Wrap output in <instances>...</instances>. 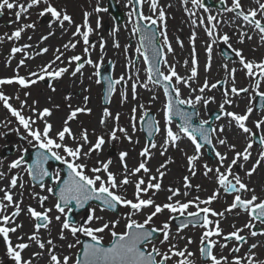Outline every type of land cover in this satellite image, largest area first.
<instances>
[{"label": "snow or ice", "instance_id": "6c2138e0", "mask_svg": "<svg viewBox=\"0 0 264 264\" xmlns=\"http://www.w3.org/2000/svg\"><path fill=\"white\" fill-rule=\"evenodd\" d=\"M181 3L185 6L186 14L190 18L195 17L191 19L193 28L203 27L208 37V41L205 42L207 62L204 71L207 73L211 70L213 46L221 43L237 58L239 71L244 72L249 85L238 88L236 86L238 69L223 64L226 73L223 81L217 80L212 83L205 77L198 87H193L199 77L198 56L195 49L197 33L193 31L189 38L193 48L190 75L185 77L177 72L175 64H169L167 60V54L174 53V48L167 34L165 7L160 5L159 0H126L124 6L129 9L127 16L128 23L132 24V35L139 34L136 53L143 57L147 66L145 81H140L138 69L135 80L132 75L127 77V80L133 81L132 99L137 100L138 87L151 91L150 84L161 88L165 98L162 123L150 118L143 104L138 105L142 110L139 120L145 122L148 136L152 139L141 148L139 156L142 159L134 167H129L127 163L129 152L126 150L118 153L120 168L117 171L112 169L113 160L101 158V155L106 145L111 147L121 139L129 144H139V140L133 139L137 131V106L131 109V131L119 125L120 113L113 115L108 107H104L99 125L107 130L102 134H97L93 130L90 134L83 125L78 132L71 126V122L76 121L79 114H91L92 109L87 107L89 99L87 96L84 97V106L73 107L71 103L68 104L67 115L63 118L61 127L57 129L48 119L53 115V109L39 107L38 100L29 103L31 92L24 91L22 99L19 94L12 97L0 91V104L11 117L15 118L17 127L12 131H15L22 141L16 146L20 154L7 164L6 170L3 160H0V182L6 181L0 186V240L5 246L4 254L12 264H170V262L195 264L192 259L195 254L188 247L194 241L191 237L180 235L189 226L200 227L203 230L199 238L198 250L204 264H264V259H260L254 251L261 246L259 242L250 244L245 254L239 255L242 246L248 243V238L242 235L245 230L253 238L264 236V228L260 231L255 230L258 225L264 226V196L257 194V189L250 186L253 175L259 168L264 167V103L259 106L254 103L257 97L264 101V59H248L243 49L233 47L231 42L233 35L238 44L252 41L255 35L258 36L260 46H264V0H251L248 6H245L242 0H219L223 7L222 13L218 15L210 13L204 0H181ZM189 3L191 8L188 7ZM145 4L149 8L150 15H146L143 11ZM33 9H38L37 20L31 18ZM200 9L209 13L206 18L197 16V10ZM5 10L13 12L12 22L17 27L10 34L0 35V42L20 41L28 30L36 31L39 18L43 17H48V31L40 36L39 44L55 36L57 29L62 36L72 27L75 30L71 32V38L66 43L55 49L52 60L39 66L37 71H30L27 76L20 75L18 70L26 66V60L34 59L29 51L33 49V45L24 43L13 46L10 59L17 53H21L23 58L17 64L15 75L0 78V86L15 84L20 89L26 90L41 81L59 80L66 74L72 77H76L77 74L83 76L82 70L86 65L95 69L93 73L97 77L95 82L101 83L100 69L107 41L103 36H99L97 43L90 42V37L94 33L98 34L102 27L99 14L108 11V8L101 6L100 0H96L91 12L83 11L82 23L79 24L66 8L57 6L53 0H0V15H3ZM223 13H231L233 18L225 20ZM93 14H96L95 28L92 27L90 20ZM158 23L159 36L162 38L160 45L156 42L157 32L150 28ZM66 24L68 27H65ZM221 25L234 26L232 35L221 32ZM119 30V26L115 25L109 33L113 38L112 47L116 49L120 48V43L116 39ZM27 39L31 41L32 36L29 35ZM81 41L84 45L82 55L67 57L65 63V53L75 50ZM176 42L181 48L184 47L179 38ZM97 44L101 55L99 61H94L92 53ZM149 49L151 56L148 55ZM128 50L129 46L125 45V54ZM34 51L36 56H42L49 52V48L39 47ZM135 65V61H130L128 67L131 69ZM184 66L188 68V60L184 61ZM104 79L108 81L105 96L107 101L115 91L114 85L126 82V79L123 75L116 80H111L109 77ZM229 82L231 87H227ZM221 84L225 87L219 102V114L215 119L217 121L227 119L228 124L213 127L206 119L195 124L194 117L199 114L196 110L197 105L203 104L207 108L210 103L216 102L214 96H207L206 93L217 89ZM181 85L190 90L187 97L183 96ZM48 87L51 91H56L53 84L49 83ZM242 94L248 98L244 110L241 112L229 110L233 106H239L236 100ZM13 99L18 102V107L13 105ZM156 99L157 96L154 94L152 100ZM65 100L70 101L71 95L65 96ZM126 101L127 93L122 92L121 103ZM182 106H188L192 111H186ZM54 107L59 109L60 106ZM26 111L30 114L26 115ZM257 111L260 112V116L252 121L256 130L253 131V127H249L248 122ZM177 117L179 123L173 127L174 118ZM109 120L115 122L111 128L107 127ZM10 123V120L0 121L5 128ZM233 126L243 137V146L240 148L236 143H230L224 135ZM257 132L261 135L258 141L259 150L254 158L253 148L257 143L254 138ZM156 134L161 135L162 143L158 144L155 141ZM0 135L5 133L0 132ZM90 136H94V139ZM184 138L192 145L191 154L180 148V142ZM25 143L35 149L31 163L25 158V153L28 151ZM217 145L223 146L226 151L221 152ZM170 148H176L184 153L189 175L182 178L183 190L170 185L167 188L166 202L157 203L154 197L163 190V179L168 173V164L173 161L168 157L156 167L154 172L148 165L156 154L154 149H159V155L163 157ZM205 149L211 150L215 163L213 166L205 162L202 165L203 175L214 180L217 187L206 198L195 196L186 199L190 195L189 190L193 188L191 178L198 174L197 166ZM229 153L232 155L229 156ZM49 161L58 162L63 168L50 170ZM29 185L32 189L29 197L37 206L32 204L24 206L25 189ZM129 185L134 187L131 199L127 196ZM36 188L40 191H36ZM195 188L199 191L200 185H196ZM222 193L230 195L232 200L222 211H216L212 208V204L220 199ZM50 197L54 198V202L51 206H47ZM121 207L127 210L122 215L118 214ZM82 209H86V217L76 220L73 213ZM97 209L100 212L111 211L116 214L115 218L106 219L103 215H97ZM149 209L150 211H146ZM237 209L239 212L236 214L243 212L248 220L242 227L232 225L233 230L225 233L221 228V220ZM165 211L169 213L168 218L159 227L155 226L154 218ZM22 215L32 221L31 233L21 232L24 225L18 221ZM137 215L143 216V219H136ZM177 217L182 219L176 227V232L173 233L172 225ZM54 221L59 225L55 237L52 235ZM122 222L123 231H117ZM45 232L47 238L43 235ZM17 233L20 234L16 236L14 243L12 235ZM105 233L110 237L107 244L104 242ZM69 235L73 238L72 241H69ZM81 235L87 237L88 242L82 244L79 238ZM179 240H186V244L180 247L177 243ZM57 241L65 243L58 244ZM232 241L236 242L235 246L228 249V255H224L223 250L227 249ZM33 245L39 251H33L28 258H25L23 255L25 250ZM217 247L221 250L219 253L215 251ZM60 249H67L68 254H64ZM73 249L76 251L72 252ZM0 264H4V261L0 260Z\"/></svg>", "mask_w": 264, "mask_h": 264}, {"label": "rangeland", "instance_id": "374dc122", "mask_svg": "<svg viewBox=\"0 0 264 264\" xmlns=\"http://www.w3.org/2000/svg\"><path fill=\"white\" fill-rule=\"evenodd\" d=\"M62 1V3H61ZM114 3L118 6L120 11L124 13V22L119 26V32L116 34V39L120 43V48L116 49L112 47V41L113 38L109 35L111 32L114 24L112 18L110 17V14L108 12L100 13V17L102 20V27L99 29L98 34L94 33L90 37L91 43H97L99 36H103L105 40L107 41L106 43V48L105 52L103 53L104 59L102 62V66L107 64L108 62H111L113 65V72H112V79L116 80L119 79L121 75L125 76L126 82H121L120 84H116L115 86V91L110 99V102L107 106H103L101 102V96H102V84H97L95 81L97 79L96 76L93 75L95 72V69L92 68L91 66L86 65L85 68L82 70L83 71V76H80V74H77L76 77H72L70 74H66L63 78L56 80V81H51V80H45L39 82L37 85L32 86L29 89H20L18 85H3L0 86V91H3L6 95L14 97L15 95L19 94L20 97L23 99V92L24 91H29L31 92V96L28 98V102L31 103L32 100H38L39 107H49L53 109V115L49 117L48 119L50 122L54 124V126L59 129L62 125V120L63 118L66 117L67 112H68V104L71 103L73 107L75 106H84V97L87 96L88 102H87V107L92 109L91 114H79L78 119L74 122H71V126L74 131H79L81 125L83 127H86L89 130V133L91 134L93 130L97 134H102L104 133L107 129L104 127H101L99 125V119L102 115L103 108L108 107L110 111L115 115L116 113H120V121L119 125L128 128V124L125 122V116L128 114V111H130L132 108V104H135L137 106V131L133 136L134 141L139 140V144H129L127 141L120 140L114 143L113 146H105V151L102 153L101 158L107 159L111 158L113 160L112 164V169L114 171L119 170L120 165L118 161V153L119 151L126 150L129 152V157L127 159V163L129 167H134L138 164L140 159H142L139 156V152L141 148L145 145L146 141L141 133L140 130V123L141 121L139 120V116L142 114V110L139 109L138 105L143 104L144 109L147 110V112H152L154 115V119L160 121L161 123L163 122V113H162V108L163 104L165 102V98L163 95V90L161 88L155 87L153 85H149V88L152 90L149 91L145 88L138 87L137 92H138V98L137 100H133L131 96V84L133 81L127 80V77L129 75H132L133 80H135V73L137 69L139 70V79L140 81H144V79H147V73L145 71L146 67L143 61L142 56H138L136 53V48L139 46L138 43V38L137 35H132L131 29H132V24L128 23V16L127 13L129 11L128 8H126L124 5L126 3V0H113ZM215 3H218L219 0H212ZM54 4H56L59 7L67 6L68 3L67 0H53ZM69 2H72L73 5H69L66 8L68 13L73 17L76 23H82V14L83 11H92V8L95 7L96 0H69ZM245 6H248L251 2V0H242ZM101 6L107 8V1L106 0H100ZM159 3L161 6L165 7V11L167 13V34L169 37V41L172 44L174 48V53H169L167 54V60L169 64H175L176 65V70L177 72L182 75L187 77L190 75V67H191V53H192V48L193 45L190 43V36L193 31L197 33V39L195 41V49L197 52L198 56V71H199V77L198 81L196 84L193 85V87H198L200 83L203 82L205 77L208 78V80L212 83L216 82L217 80L223 81L225 79L226 73L224 71V68L222 67L223 64H228L229 67H236L238 69L236 73V86L239 87H245L249 85V80L245 76L243 71H239V64L237 61V58L234 57L233 60L231 61H226L222 58L220 54L221 48H226L221 43H217L216 45L213 46V53H212V67L209 72L204 71V65L207 62V53L205 51V42L208 41V37L205 35L203 27H195L193 28L191 24V19L195 18H190L184 8V4L181 3V0H159ZM168 5H171V7H168ZM42 7V6H41ZM188 7L191 8V4H188ZM210 13L212 15H218V13H222V11L216 10L209 8ZM143 11L146 15H150V11L148 6L145 4ZM37 12L38 9H33L32 10V20H37ZM209 13H205L202 9L197 10V16H206ZM223 18L225 20H231L233 18V14L231 13H223ZM14 20V14L13 12H10L8 10H5L3 13V19L2 23L6 24V28L3 26H0V35H3L4 33L10 34L17 25L13 23L12 21ZM92 27L95 28V21H96V14H93L90 17ZM22 22H29V21H22ZM47 22H48V17H43L39 18V23L37 24V29L35 32H32L31 30H28L23 38L20 41H8L4 40L3 42H0V78H7L15 75L16 69H17V64L19 63L20 59L23 58L21 53H17L14 57H11L10 59V51L13 46H20L24 43H30L33 45V49L29 50L30 53L34 56V59L26 60V66L19 68V74L22 76H27L30 71H37L39 66L48 63L50 60L54 58V52L57 47H61L64 43H66L70 38H71V32L74 31V27L70 28L69 32L66 35H61L60 31L57 29L56 30V35L52 36L49 38V40L45 41L43 44H39V38L42 34H46L48 29H47ZM239 23V21H237ZM157 26V31L159 29V23L156 25ZM65 27H68L66 24ZM229 27L227 25H221V32H228L230 35L231 32L233 33V26L229 27L231 32L227 31L226 28ZM159 33V31H158ZM250 34H252L250 32ZM31 35L32 40L29 41L27 37ZM177 38H179L183 44L184 47L181 48L177 44ZM254 38L251 42L246 41L244 44H238L236 42V37L233 36L232 38V44L233 47L235 48H242L244 55L248 59H255V60H260L264 59V46H262L260 49H258L255 54H251L250 50L245 49V45H249L250 43L255 45V43H259L258 36L254 35ZM79 39V37H77ZM160 44H162V38L160 37ZM128 45L129 50L127 54H125L124 51V46ZM39 47H48L49 52L42 55V56H36L35 51ZM83 43L78 45V47L75 50L68 51L65 53V63L67 62V57H70L72 55H82V50H83ZM251 47V46H250ZM63 51V49L61 48ZM229 50V49H228ZM100 49L98 47L95 48V50L92 53V59L94 61H99L100 57ZM188 60L189 61V66L188 68H185L184 66V61ZM130 61H135L136 65L134 68H129L128 64ZM219 68H218V66ZM74 67V65H73ZM162 70H164L163 65H161ZM91 77V78H90ZM51 83L54 85L56 91L53 92L51 89H49L48 84ZM181 87V92L183 96L187 97L189 95V89ZM225 85H223L222 88L217 87V89L212 90L211 92H207V96H214L216 98V102L210 103L207 108L203 104L197 105V112L199 121L200 120H208L209 114H211L213 111L219 112V102L222 99V92L224 89ZM227 87H231V83L229 82L227 84ZM87 90V91H85ZM156 91V94H158L156 100H152L150 94L152 91ZM127 93V101L124 103H121V93ZM71 95V100H65V96ZM49 97L51 98L49 100ZM255 102V100H254ZM12 103L14 106L18 107V102L13 99ZM248 103V98L247 96H242L236 100V104L239 105L238 107H231L229 110L236 111V112H241L244 110L246 104ZM59 105V109H56L54 106ZM130 107V109L128 108ZM134 107V106H133ZM128 108V109H127ZM26 115H29L27 111L25 112ZM260 116V112H256L255 115L252 116L251 120L248 122L249 127H253L252 121L256 120ZM10 120L11 123L8 125L7 128L3 127L2 124H0V132L5 133V135H0V160H3V165L4 169L6 170L7 164L12 160L17 158V156L20 154L16 150V146L20 145L22 141L19 139L15 131H12V129H15L17 127V123L15 121L14 117H11V115L7 112L6 109H4L3 105L0 104V121H6ZM225 122H228L227 119H222L220 121L215 122L213 127L218 126L219 124H225ZM115 124L114 121L109 120L108 122V128L113 127ZM175 122L173 123V127H175ZM233 128L236 130V132L239 135V141H237V144L240 145V147L243 146V137L241 134L238 132V130L233 126ZM23 130L21 129V132ZM129 131H131V127L129 125ZM253 131H256L253 127ZM261 133L257 132V136H260ZM90 138L94 139V136H90ZM223 138V137H222ZM155 141L159 144L162 143V137L160 134H156L155 136ZM189 144V145H188ZM192 152V145L190 144V141H188L186 138H184L180 142V148L185 149V147ZM25 147L28 148V151L26 153H29L31 150H34L30 146H28L25 143ZM219 147V145H217ZM109 149H113L115 152V156H108L107 151ZM10 150V154L8 153ZM258 149L253 148V157L255 158L256 153L258 152ZM156 154L153 156L151 161L149 162V167L155 171L156 167L159 166V164L163 163L168 157L172 158V163L168 164V173L163 179V190L156 193L154 199L156 200L157 203H164L166 202V196L168 195L167 188L171 185L173 187H180L182 190V183H183V176L189 175L188 169L186 167V158L184 156V153L176 148H170L166 154V156H160L159 155V149H154L153 150ZM8 153V154H7ZM25 153V154H26ZM6 154V155H4ZM182 155V157H181ZM95 159V157L93 158ZM203 160L208 161L205 156L202 157L200 163L198 164V174L195 177L191 178V183L193 185V188L190 191V195L186 199H192L195 196H200L202 199L206 198L208 195L211 194L213 190L217 187L215 184V181L212 179H208L203 175V168L202 165ZM214 166V164H212ZM15 171V170H14ZM257 174V175H256ZM254 179L259 178V180L264 182V167H261L258 169L257 173L253 175ZM27 179V177H25ZM135 179V178H133ZM6 183L0 182V186H3V184ZM200 185V190L197 191L195 186ZM31 186L29 185L25 189V194H24V206H27L29 204H32L33 206H37L36 202L34 200H31L29 197V192L31 191ZM36 191H40L39 188L35 189ZM133 192H134V187L132 185H129L127 187V196L128 198L133 197ZM232 197L230 195H224L223 193L221 194V197L219 200L213 202L212 208H214L216 211H222L224 208L228 206V204L231 202ZM54 202V198L50 197L49 201L47 202V206H51V204ZM191 211H195V209H190ZM127 210L124 208L119 209L120 215L124 214ZM146 211H150L146 210ZM239 212L237 209L231 214H228L225 219L221 220V228L225 233H228L233 230L232 225H235L236 227H242L244 223L247 222L248 217L243 213L240 212L239 215L236 213ZM55 215V213H53ZM97 215H103L106 219L107 218H115L114 214H109L108 212H100L99 209H97ZM169 216V213L165 211L164 213L160 214L158 217L154 218V225L159 227L162 222L167 219ZM84 218L83 215H80L77 217V220H81ZM138 220H142L143 216L137 215L135 217ZM18 222H22L24 227L21 230L22 233H31L32 231V221L26 217V216H21L19 218ZM260 226V225H258ZM123 222L120 224L118 227L117 231H123ZM59 230V225L54 221L52 225V235L53 237L56 236L57 232ZM172 231L173 233L176 232V227L172 225ZM189 231V232H188ZM202 229L197 228L194 229L192 227H189L187 229H184L180 235L185 236V237H191V239L194 241L191 245H189V250L192 251L195 255L192 257V259L195 261V264H203V262L200 260L198 255H196L199 251L198 248L200 246L199 243V238L200 235L202 234ZM248 231L245 230L242 235H245ZM20 233L13 234L12 235V240L15 243L16 242V236L19 235ZM44 237L47 238V233H43ZM105 236V244L108 243L110 237L108 236L107 233L104 234ZM80 240L81 238H86L84 236L79 237ZM69 241H72L73 238L69 235L68 237ZM215 239V238H214ZM256 242H261L264 243V236H257L255 238V241L252 243ZM57 243H65V242H60L57 241ZM178 245L180 247H183L186 244V240H179L177 241ZM250 243V242H249ZM251 243V244H252ZM248 244V243H247ZM243 245L241 248V251L244 250L245 247L249 245ZM235 246L234 242H230L229 246L227 249L223 250L224 255H228L229 251L228 249L232 248ZM166 247V246H165ZM33 251H39L38 248H36L35 245H33L31 248L25 250L24 252V257L28 258L30 254ZM61 252L64 254H68L67 249H60ZM76 249H73L72 252H75ZM217 253H219L221 250L219 247L215 249ZM5 246L0 240V260L4 261V264H12V262L5 256ZM245 254V253H244ZM242 252L239 253V255L243 256ZM171 264V262H170Z\"/></svg>", "mask_w": 264, "mask_h": 264}, {"label": "water", "instance_id": "95a60500", "mask_svg": "<svg viewBox=\"0 0 264 264\" xmlns=\"http://www.w3.org/2000/svg\"><path fill=\"white\" fill-rule=\"evenodd\" d=\"M205 4H206V6H213V5H212L210 2H208V1H207V3H205ZM214 7L217 8L218 10H222V7H223V6H222L221 4H218V5H215ZM108 11H109V13L111 14V16L114 18V21H115L116 23L120 24V23L123 21V14H122L121 12L118 11V8L115 6V4H114V2H113L112 0H108ZM1 18H2V15H0V19H1ZM150 28H151L152 31H155V32H156V26H155V25H154V26H150ZM156 42H157V44L159 45V42H158V34H157ZM225 53H227V55H225ZM222 54H223V56H224L226 59H231V58H232V54H231L230 52L226 51V50H222ZM148 55H149V56L152 55L150 49L148 50ZM111 75H112V64H111V63H108L106 66H103V67L101 68V70H100V77H99V79L101 80V82H102V84H103V97H102V103H103V105H107V104L109 103L110 97L112 96V95H111L110 97H108V98H107V101H106L105 96H106V92H107L108 81L105 80L104 78H105V77H109V78L112 80V76H111ZM114 86H115V85H114ZM259 101H260V104H261L262 101H261L260 99H259ZM260 104H259V105H260ZM259 105H258V106H259ZM182 107H183V106H182ZM183 108H184V110H186V111H192V109L189 108V107H183ZM148 114H149V117H150V118H154V116H153L152 113L149 112ZM216 115H218V114L215 113V114L211 117V119H210V124L212 123L213 118H215ZM195 119H196V117H194V121H195ZM174 120L177 121V122L179 123V118H178V117H177V118H174ZM194 121H193V122H194ZM195 124H198V123L195 122ZM141 128H142V132H143V134H144L145 137H146V141L149 142L152 138L148 136V133H147V131H146V127H145V122H142V123H141ZM11 152H12V151H10V152H8V153L10 154ZM8 153H7V154H8ZM34 154H35V151L32 152V159L34 158ZM28 163H31V161H29ZM49 163H50L53 167H55V168H57V167H59V168H63V166H60V165L58 164V162H55V161H49ZM73 207H74V206H73ZM82 210H86V209H82ZM82 210H78V211H76L75 214H78V213L81 212ZM180 221H181V219H176V220H175V224L178 225V224L180 223ZM85 242H88V240L83 239V240H82V244L85 243Z\"/></svg>", "mask_w": 264, "mask_h": 264}, {"label": "flooded vegetation", "instance_id": "af4514ba", "mask_svg": "<svg viewBox=\"0 0 264 264\" xmlns=\"http://www.w3.org/2000/svg\"><path fill=\"white\" fill-rule=\"evenodd\" d=\"M238 146V148H240V145H237ZM221 148H223V146H219L218 147V150H220L221 152H224V151H226V149L225 150H221ZM259 147L258 146H256L255 144H254V149H258ZM232 154L231 153H229V156H231ZM203 156H205V158H207L208 159V161H205V160H203V163H205V162H207V163H209L210 165H212V164H214L215 163V161H214V157H213V154H212V152H211V150L210 149H205L204 150V155ZM257 173V172H256ZM257 175V174H256ZM260 178V177H259ZM259 178H256V179H254V177H252L251 178V184H250V186L251 187H254V188H256L257 189V194H259V195H261V196H264V182L263 181H261V180H259ZM121 209H122V207H121ZM197 228H200V227H195L194 229H197ZM262 228H264V226H257V228L255 229V230H257V231H260ZM245 236L248 238V244L247 245H249V244H251L252 242H254L255 241V238H253V237H251L250 235H249V233L247 232L246 234H245ZM232 242H234V243H236L235 241H232ZM250 242V243H249ZM257 243V242H256ZM260 243V247H258L257 249H255L254 251L257 253V255H258V257L260 258V259H264V243H261V242H259ZM248 247L249 246H247V247H245L244 248V250H242L241 252H242V254H244L246 251H247V249H248ZM199 249V248H198ZM199 251V250H198ZM196 255H198L197 257H199L200 258V255H199V252L196 254ZM200 260L203 262V260L200 258ZM203 264H204V262H203Z\"/></svg>", "mask_w": 264, "mask_h": 264}, {"label": "bare ground", "instance_id": "6f19581e", "mask_svg": "<svg viewBox=\"0 0 264 264\" xmlns=\"http://www.w3.org/2000/svg\"><path fill=\"white\" fill-rule=\"evenodd\" d=\"M67 2L68 3H65V4H67V6H68V4L69 5H73V3L72 2H69V0H67ZM61 3H62V1H61ZM67 6H63V7H67ZM226 30L227 31H229V32H231V30H230V28L229 27H227L226 28ZM233 30H234V26H233ZM231 34H232V32H231ZM234 36V35H233ZM235 37V36H234ZM255 39V38H254ZM256 40V39H255ZM251 42V41H250ZM251 46V47H250ZM262 46H260V44L259 43H255V45H253V44H247V45H245V49L246 50H250V53L251 54H255V52H257L258 51V49H260ZM253 49H255V51H253ZM218 66V65H217ZM218 68H219V66H218ZM146 79H144V81H145ZM156 95V96H158V94H156V91H152L151 92V94H150V96H151V98H152V96L153 95ZM133 106H135V104H132V106H130L131 108H133ZM130 107H128L129 109H130ZM127 108V109H128ZM131 115H132V112H131V110L130 111H128V114L125 116V122L128 124V128H129V125H130V118H131ZM228 124V122H225V125H227ZM227 138H228V140H229V142L230 143H236L237 144V141H239V135H238V133L236 132V130L232 127L230 130H227L226 132H225V134H224ZM189 145V144H188ZM238 145V144H237ZM184 147H185V145H184ZM185 150L189 153V154H191V152H190V150L188 149V148H186L185 147ZM221 150H225V148L223 147V148H221ZM181 157H182V155H181ZM189 232V231H188ZM53 235H55V234H53ZM59 244V243H58Z\"/></svg>", "mask_w": 264, "mask_h": 264}]
</instances>
